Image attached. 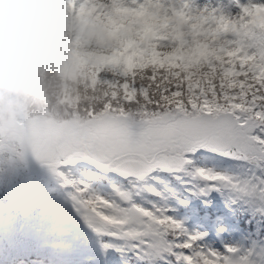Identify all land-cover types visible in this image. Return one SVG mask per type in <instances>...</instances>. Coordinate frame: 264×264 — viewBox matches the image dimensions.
<instances>
[{"label": "snow or ice", "instance_id": "snow-or-ice-1", "mask_svg": "<svg viewBox=\"0 0 264 264\" xmlns=\"http://www.w3.org/2000/svg\"><path fill=\"white\" fill-rule=\"evenodd\" d=\"M63 2L85 24L91 48L101 22L113 17L106 0ZM124 2L131 7L122 20L137 40L126 50L83 54L76 94L63 98L84 116L55 138L39 118L0 132V165L31 154L73 189L74 207L97 236L132 241L161 264H264V238L209 248L206 234L190 233L167 215L171 209H145L133 195L160 197L156 185L168 176L190 197L231 193L232 204L243 200L264 216V0ZM230 161L249 174L217 170ZM76 165L108 180L112 195L74 181Z\"/></svg>", "mask_w": 264, "mask_h": 264}, {"label": "trees", "instance_id": "trees-1", "mask_svg": "<svg viewBox=\"0 0 264 264\" xmlns=\"http://www.w3.org/2000/svg\"><path fill=\"white\" fill-rule=\"evenodd\" d=\"M57 66L54 56L42 77L46 79L47 73L53 77L49 93L28 114L60 119L71 113H83L80 108L58 100L56 94L62 76ZM75 74L67 81L72 96L76 94ZM219 168L218 171L226 168L233 175L249 174L247 166L235 161ZM162 178L165 184L156 186L160 197L140 190L138 195L133 193L134 202L145 209L153 205L171 209L167 215L190 233L206 234L201 243L209 248L220 251L225 245L247 248L254 240L264 238V216L256 213L254 205L243 200L232 204L235 197L227 192H211L206 198L190 197L187 185L168 176ZM64 188L69 189L63 183L57 189L44 185L38 178L30 179L18 172L10 174L0 198V264H161L158 258L133 248L132 241L97 236L81 219ZM220 237L230 238L231 243L222 244ZM104 243L114 244L122 251L115 248L105 251Z\"/></svg>", "mask_w": 264, "mask_h": 264}, {"label": "clouds", "instance_id": "clouds-1", "mask_svg": "<svg viewBox=\"0 0 264 264\" xmlns=\"http://www.w3.org/2000/svg\"><path fill=\"white\" fill-rule=\"evenodd\" d=\"M63 0H0V129L38 106L53 84L54 50L66 28Z\"/></svg>", "mask_w": 264, "mask_h": 264}, {"label": "flooded vegetation", "instance_id": "flooded-vegetation-1", "mask_svg": "<svg viewBox=\"0 0 264 264\" xmlns=\"http://www.w3.org/2000/svg\"><path fill=\"white\" fill-rule=\"evenodd\" d=\"M79 115L80 117H83V113H71L67 117H63L60 119L57 118H47L44 115L40 114H24L20 116L14 123L13 126L19 124L22 120H28L31 118H39L40 121H42L44 125V132L47 136L50 138H55L60 129L72 118L76 117ZM6 130L0 129V132H3ZM24 163L26 164H37L40 162L37 160L35 157H33L31 154H28L26 158L23 160ZM15 164L14 163L12 166L11 165H0V193L5 192V185H7V181L9 179L10 174H16L17 172L21 174L24 177L29 176L30 179H35L38 178L42 181L44 185H51L57 189H60L62 182L55 176L53 175L49 169L46 166H43L44 172L50 173L53 178L52 179H46L43 176V173L38 171L37 169H31L27 174H24L19 168L15 169ZM94 171V170H93ZM71 178L74 181H83L86 184H89L92 186L95 191H97L101 195L105 196H110L112 195L111 190L109 188V181L108 180H97L86 168H84L81 165H76L71 169ZM157 187H160L161 184H157ZM68 196L69 199H72V194H73V189L68 187Z\"/></svg>", "mask_w": 264, "mask_h": 264}, {"label": "rangeland", "instance_id": "rangeland-1", "mask_svg": "<svg viewBox=\"0 0 264 264\" xmlns=\"http://www.w3.org/2000/svg\"><path fill=\"white\" fill-rule=\"evenodd\" d=\"M126 9L127 8H123L121 14L118 17H116L117 19L115 18V26L116 27H118V25H119V27H126L124 21L122 20V17L126 14ZM66 19H67V23H66V28H65V34L62 36L59 44L57 45V47L53 53V57L56 56V58H57V64H58L57 69L62 76L61 81H60V90H58V88H57V94H56L58 100L61 102H63V98L66 94H70L69 90H68L69 84L67 81L73 77V74L75 72H77L79 58L83 54H85L86 52H106V51H104V49H105L104 45L106 43L110 44V48L112 49L111 52H114L116 50L118 51V48L116 47L117 45L118 46L121 45L123 47H126V46L130 45L131 43H133V41L135 42L137 40L136 35L134 33H130V32L127 33L128 36H126V39L123 41V44H121V41H122L121 38L115 39V41H114L115 45H114V44H111L109 40L103 42L101 38L97 37L95 40V45H93L94 47L92 46L91 48H89V47H87L85 41L84 42L78 41L79 38L68 36L67 27H69V23L71 21L70 11L68 8H66ZM72 20L75 22V24H78L79 26L85 25L78 17L77 18L73 17ZM108 21H109V19L106 20V22H108ZM107 27H109V30L114 29L113 26H111V27L109 25L106 26V23H105V25H102V24L99 25V29L101 31H103ZM68 63L71 65H69V68L67 70H65L64 66ZM209 166H211V165H209ZM219 169H221V168H218L217 170H219ZM48 174H50V173H48ZM3 195H4V193H2V194L0 193V198H2ZM220 242L222 244L223 243H229L230 238L220 237ZM214 247L217 248L220 246L215 245Z\"/></svg>", "mask_w": 264, "mask_h": 264}, {"label": "bare ground", "instance_id": "bare-ground-1", "mask_svg": "<svg viewBox=\"0 0 264 264\" xmlns=\"http://www.w3.org/2000/svg\"><path fill=\"white\" fill-rule=\"evenodd\" d=\"M64 4H65V10H66V8H68V5L66 3H64ZM129 7H131V5L128 4V3H125L124 0H106V8L108 10H110V11L113 12V17L111 19H109L108 22H106V20L105 21H102L101 24L102 25H105V23H106V26L107 25H109L110 27L113 26L114 29L113 30H109V27H107L103 31H101L100 29H98L97 35L95 36V40H96L97 37H99V38L102 39L103 42L109 40L111 44H114L115 39L121 38L122 39L121 44H123V41L126 39V36H128L127 33L129 31H128L127 27H119V25H118V27H116L115 26V18L118 17L121 14L123 8H129ZM70 16H71V21L69 23V27H67V34H68V36L69 37H77V38H79L78 41L84 42L85 41L84 40V36H85L86 31H87L86 26L85 25L84 26H79L78 24H75V22L72 19H73V17H76L77 18V16H75V14H73L72 12H70ZM95 40H94V44L93 45H95ZM104 46H105L104 51L111 52L112 49L110 48V44H107L106 43ZM128 46L123 47L121 45H119V46L117 45L116 47L118 48V50H126ZM69 65H71V64H69V63L66 64L64 66V69L67 70L69 68ZM43 166L44 165H42L41 168ZM34 169H38V168H34ZM20 170L23 172V171H26L27 169L21 167ZM30 170L31 169H29V171ZM41 172L44 174L43 168H42V171ZM24 174H27V173H24ZM52 178H53V176H52ZM52 178H50V179H52Z\"/></svg>", "mask_w": 264, "mask_h": 264}, {"label": "water", "instance_id": "water-1", "mask_svg": "<svg viewBox=\"0 0 264 264\" xmlns=\"http://www.w3.org/2000/svg\"><path fill=\"white\" fill-rule=\"evenodd\" d=\"M42 165L43 164L41 162H39L37 164H25L22 161H19L18 160L16 162L15 168H19V169H21V167L22 168H26L27 170L26 171H23V173H28L29 172V169H34V168H38L39 171H42V168H41ZM44 176L46 178H52V176L50 174L46 173V172H44Z\"/></svg>", "mask_w": 264, "mask_h": 264}]
</instances>
